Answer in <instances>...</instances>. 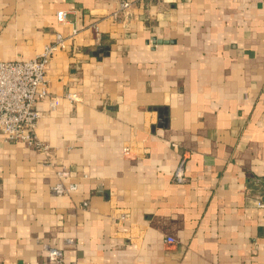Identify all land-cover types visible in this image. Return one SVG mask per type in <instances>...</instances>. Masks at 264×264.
<instances>
[{"label": "crops", "instance_id": "0c3cea01", "mask_svg": "<svg viewBox=\"0 0 264 264\" xmlns=\"http://www.w3.org/2000/svg\"><path fill=\"white\" fill-rule=\"evenodd\" d=\"M75 28L48 148L0 134V264H264V0H0V60Z\"/></svg>", "mask_w": 264, "mask_h": 264}, {"label": "built area", "instance_id": "2783aa9c", "mask_svg": "<svg viewBox=\"0 0 264 264\" xmlns=\"http://www.w3.org/2000/svg\"><path fill=\"white\" fill-rule=\"evenodd\" d=\"M129 5L128 1H123L121 8H127ZM115 16L118 14L115 13ZM57 17L60 22L66 21L67 13L59 11ZM78 32L76 28L70 35L57 31L55 39L34 57L11 61L0 60V134L5 140L26 143L40 151L48 148L36 135L37 125L42 117L37 103L47 100L51 109L60 105L61 97L53 95L50 90L47 68L58 51L68 50L69 41L73 40ZM75 95L66 94L70 99H75ZM182 166L181 164L173 174L176 182L186 181ZM58 174L61 181L52 186L56 194L63 195L76 189L75 183L67 186L62 181V178L69 176L67 169L60 170ZM262 187L264 188V184ZM257 205L264 207L262 197L257 200ZM168 241L173 243L174 239L169 237ZM47 250L54 264L65 263V255L60 248L48 246Z\"/></svg>", "mask_w": 264, "mask_h": 264}, {"label": "water", "instance_id": "95a60500", "mask_svg": "<svg viewBox=\"0 0 264 264\" xmlns=\"http://www.w3.org/2000/svg\"><path fill=\"white\" fill-rule=\"evenodd\" d=\"M154 40H155V42H157V39H154ZM158 42L160 43V42H162V40L159 39Z\"/></svg>", "mask_w": 264, "mask_h": 264}]
</instances>
